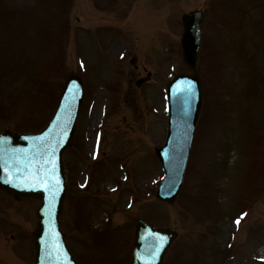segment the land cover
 <instances>
[{"label": "rangeland", "instance_id": "374dc122", "mask_svg": "<svg viewBox=\"0 0 264 264\" xmlns=\"http://www.w3.org/2000/svg\"><path fill=\"white\" fill-rule=\"evenodd\" d=\"M198 10L204 106L167 204L155 149ZM72 73L85 94L63 227L83 264H129L139 216L177 230L164 264H264V0H0V131L40 129ZM37 204L0 193V264L32 261Z\"/></svg>", "mask_w": 264, "mask_h": 264}, {"label": "water", "instance_id": "95a60500", "mask_svg": "<svg viewBox=\"0 0 264 264\" xmlns=\"http://www.w3.org/2000/svg\"><path fill=\"white\" fill-rule=\"evenodd\" d=\"M182 54L189 72L170 81L168 135L157 149L165 176L157 195L174 203L182 189L185 170L199 115L203 106L201 78L197 69L201 43V12L184 14ZM81 77L70 75L48 123L38 132L5 128L0 133V190L16 199L40 201L33 231V264H80L61 229V215L68 195L67 170L63 155L74 141L75 125L82 105ZM138 218L131 264H162L176 237Z\"/></svg>", "mask_w": 264, "mask_h": 264}, {"label": "snow or ice", "instance_id": "6c2138e0", "mask_svg": "<svg viewBox=\"0 0 264 264\" xmlns=\"http://www.w3.org/2000/svg\"><path fill=\"white\" fill-rule=\"evenodd\" d=\"M237 223H239V221H237Z\"/></svg>", "mask_w": 264, "mask_h": 264}]
</instances>
